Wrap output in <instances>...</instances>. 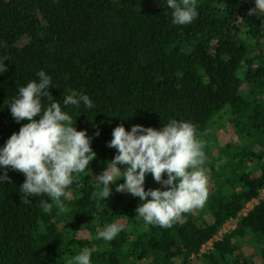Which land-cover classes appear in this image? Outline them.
<instances>
[{"label":"trees","instance_id":"16d2710c","mask_svg":"<svg viewBox=\"0 0 264 264\" xmlns=\"http://www.w3.org/2000/svg\"><path fill=\"white\" fill-rule=\"evenodd\" d=\"M196 5L197 18L176 25L166 0H0V60L7 58L0 149L29 123L10 111L18 88L39 82L43 70L54 100L78 131L86 130L96 153L76 174L72 197L61 198L64 212L53 205L45 213L39 201L52 203L47 195L26 199L25 174L7 168L0 264H68L83 249L91 250V264H264V198L240 216L264 191V16L248 15L255 0ZM81 94L92 108L63 104L64 96ZM173 119L192 123L204 142L202 167L212 186L202 207L162 228L136 217L139 197L115 191L122 178L105 201L92 198L96 173L118 154L108 147L115 127L159 130ZM221 131L230 141L214 155L211 141ZM144 187L165 190L151 173ZM230 221L235 229L214 241ZM113 222L122 231L112 241L97 239Z\"/></svg>","mask_w":264,"mask_h":264},{"label":"clouds","instance_id":"9594fccd","mask_svg":"<svg viewBox=\"0 0 264 264\" xmlns=\"http://www.w3.org/2000/svg\"><path fill=\"white\" fill-rule=\"evenodd\" d=\"M172 9V23L187 25L198 16L196 0H166ZM264 16V0H255V7L248 15ZM0 60V73L7 71ZM39 82L33 80L18 88V96L9 105L17 122L27 120L18 133H13L3 149H0V166L5 171L0 175V183L10 182L7 168L26 176L20 187L25 198L47 195L52 203L41 199L39 206L45 213L55 205L61 212L67 211L61 199H70L71 186L77 182V175L85 172L96 159L91 147V138L86 130L78 131L76 121L54 100L49 87L51 77L43 70L37 73ZM49 101L45 107L42 100ZM92 108L93 101L81 94L79 98L66 95L65 106ZM39 116V120L35 119ZM99 131L96 135L99 136ZM113 139L108 147L118 150L114 159L107 163L106 170L94 178L97 191L93 199L105 201L112 192L110 185L119 179L116 192H128L144 201L135 211L148 225L170 228L182 222L184 213L202 207L207 197V176L202 165L205 163L204 142L197 138L195 126L187 121L170 120L159 130L142 125H133L126 131L123 125L113 130ZM118 165H124L121 170ZM165 190H145L146 174ZM167 173V179H163ZM150 197V199H149ZM119 222L108 224L97 234V239L112 241L123 229ZM68 264H91V250L83 249L68 261Z\"/></svg>","mask_w":264,"mask_h":264},{"label":"rangeland","instance_id":"374dc122","mask_svg":"<svg viewBox=\"0 0 264 264\" xmlns=\"http://www.w3.org/2000/svg\"><path fill=\"white\" fill-rule=\"evenodd\" d=\"M229 138H228V132H224L221 131L220 133H217V135L215 136L214 139H212L211 143L212 146H214L211 150V152H213L214 155H216L217 151L220 150L221 147H223L227 142H229ZM101 173H96L95 177L100 175ZM206 175V174H205ZM207 176V192L209 191L208 189H210V187L212 186V180L209 178L208 175ZM163 179H167V175L163 177ZM158 185L162 186L161 183H158ZM127 194V192H125V195ZM262 196L264 197V191L262 192ZM257 203H250L248 204L245 209L243 210V212L241 213V217H244L249 211H251L253 209V207L256 205ZM236 226V222H230L229 224H227L224 229L221 230V232L216 236V238L214 240H220L222 238V236L226 233H228L229 231L235 229ZM212 246V242L208 243L204 248L203 251L208 250L209 248H211Z\"/></svg>","mask_w":264,"mask_h":264},{"label":"built area","instance_id":"2783aa9c","mask_svg":"<svg viewBox=\"0 0 264 264\" xmlns=\"http://www.w3.org/2000/svg\"><path fill=\"white\" fill-rule=\"evenodd\" d=\"M263 198H264V197L262 196V193H261L259 199H258L257 201H255V202L258 204L259 200H261V199H263ZM253 203H254V202H253ZM230 222H234V221H230ZM230 222H229V223H230ZM229 223H227V224H229ZM227 224H226V225H227ZM226 225H225V226H226ZM225 226H224V227H225ZM223 229H224V228H223ZM220 232H221V231H220ZM215 238H216V237H215ZM215 238H214V239H215ZM214 241H218V240H214Z\"/></svg>","mask_w":264,"mask_h":264}]
</instances>
